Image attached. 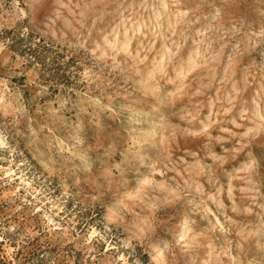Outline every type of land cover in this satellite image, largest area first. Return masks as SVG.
Segmentation results:
<instances>
[{
  "label": "rangeland",
  "instance_id": "374dc122",
  "mask_svg": "<svg viewBox=\"0 0 264 264\" xmlns=\"http://www.w3.org/2000/svg\"><path fill=\"white\" fill-rule=\"evenodd\" d=\"M0 264H264V0H0Z\"/></svg>",
  "mask_w": 264,
  "mask_h": 264
}]
</instances>
